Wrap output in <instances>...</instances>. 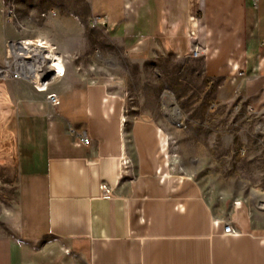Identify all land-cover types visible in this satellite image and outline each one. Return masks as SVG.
<instances>
[{
  "label": "crops",
  "instance_id": "1",
  "mask_svg": "<svg viewBox=\"0 0 264 264\" xmlns=\"http://www.w3.org/2000/svg\"><path fill=\"white\" fill-rule=\"evenodd\" d=\"M81 1L88 14L70 15L65 28L107 16L110 37L127 44L134 61L161 76L194 69L227 102L239 94L264 117V0ZM65 5L75 13L72 0ZM36 40L43 39L7 45L22 79L0 73V168L17 176L15 198L0 200V264H264V194L250 191L263 210L253 213L240 200L232 208L226 197L195 194L183 177L173 184L138 142L128 146L123 103L105 84H89L68 66L40 89L39 79L51 75L34 80V50L23 47ZM50 93L59 106L48 101ZM167 94L170 113L176 106L170 94L167 106ZM83 136L90 145H78ZM162 144L166 153L167 138ZM229 219L236 235L223 233Z\"/></svg>",
  "mask_w": 264,
  "mask_h": 264
},
{
  "label": "rangeland",
  "instance_id": "2",
  "mask_svg": "<svg viewBox=\"0 0 264 264\" xmlns=\"http://www.w3.org/2000/svg\"><path fill=\"white\" fill-rule=\"evenodd\" d=\"M72 3L71 14L64 11L65 0H0V63L9 53V41L43 39L57 52L63 50L66 72L69 66L87 83H103L121 99L126 142H138L155 170L173 184L183 177L184 185L193 183L194 193L209 201L226 197L232 208L240 200L241 207L263 212L249 195L251 190V195L264 194V117L250 112L239 94L227 102L194 69L185 75L155 74L150 63L131 59L128 45L114 41L106 27L65 28L70 15L83 20L88 14L84 1ZM49 11L55 15L42 16ZM67 32L77 42L66 40ZM165 93L172 96L180 122L166 112ZM0 170V200L15 198L17 176L6 167Z\"/></svg>",
  "mask_w": 264,
  "mask_h": 264
},
{
  "label": "built area",
  "instance_id": "3",
  "mask_svg": "<svg viewBox=\"0 0 264 264\" xmlns=\"http://www.w3.org/2000/svg\"><path fill=\"white\" fill-rule=\"evenodd\" d=\"M255 2H258V0H254ZM12 13V12H10ZM55 15V12L53 11H49L47 13H44L42 16L43 17H49V16H54ZM194 20V18H193ZM91 24L92 26L94 27H99V26H102V27H105L107 25V16H103V17H94L91 21ZM196 34H197V31L195 29H192L189 31V37H191L192 39H196ZM200 50H201V47L200 45L195 42L192 46V54H193V57H197L200 53ZM13 57V51H11V49H9V53H8V70H7V73L3 75L5 76H9L13 79H22L23 75L21 74V68L15 64V63H10V60L12 59ZM66 74V68H64V70L62 72H59L58 70H56L54 72L53 75H51L48 79L44 80L42 78L39 79V86H40V89L42 90H48L49 88V84L52 83L53 80H55L56 78H61V77H64ZM47 99L48 101L51 103V105L53 106H59L60 105V100H59V97L57 94L55 93H50L48 96H47ZM249 108V111L252 112V113H255L254 109L252 107H248ZM263 132H264V126H263ZM91 143V140L89 137L87 136H83L79 139L78 141V145L79 146H88L90 145ZM237 206L241 204V202H236L235 203ZM224 224V230H223V233L224 235H236V230L234 228V223L232 220H227V221H224L223 222Z\"/></svg>",
  "mask_w": 264,
  "mask_h": 264
},
{
  "label": "bare ground",
  "instance_id": "4",
  "mask_svg": "<svg viewBox=\"0 0 264 264\" xmlns=\"http://www.w3.org/2000/svg\"><path fill=\"white\" fill-rule=\"evenodd\" d=\"M23 47L25 49H31L33 47L34 51L32 53L33 54L32 59L35 61L36 64L35 69L37 74L34 80H38L40 76L46 74L53 75L56 70H58L59 72H62L64 70L65 64L63 61V57L55 50L56 49L55 47H51L50 44H48L46 41L43 40H36L34 42L25 41ZM14 49H16V45H14ZM27 57H31V56H27ZM19 60H22V62L25 61V59L23 58L22 59L20 58ZM7 70H8V66L2 65L0 63V73L6 74ZM165 100L167 102V106L170 107V105L173 104V100L170 95L167 94L165 96ZM170 113L171 115H173L175 120H177L178 122L181 121L176 107H174ZM254 195L258 198H261V196L257 194Z\"/></svg>",
  "mask_w": 264,
  "mask_h": 264
},
{
  "label": "water",
  "instance_id": "5",
  "mask_svg": "<svg viewBox=\"0 0 264 264\" xmlns=\"http://www.w3.org/2000/svg\"><path fill=\"white\" fill-rule=\"evenodd\" d=\"M48 79V78H47Z\"/></svg>",
  "mask_w": 264,
  "mask_h": 264
}]
</instances>
